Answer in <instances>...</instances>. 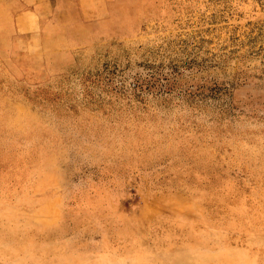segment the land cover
<instances>
[{
	"label": "rangeland",
	"instance_id": "rangeland-1",
	"mask_svg": "<svg viewBox=\"0 0 264 264\" xmlns=\"http://www.w3.org/2000/svg\"><path fill=\"white\" fill-rule=\"evenodd\" d=\"M0 264H264V0H0Z\"/></svg>",
	"mask_w": 264,
	"mask_h": 264
}]
</instances>
